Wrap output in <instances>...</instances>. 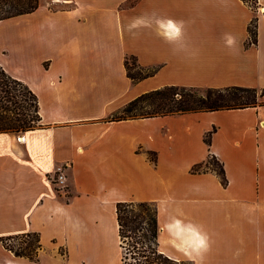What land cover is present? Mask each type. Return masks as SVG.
I'll return each mask as SVG.
<instances>
[{"label":"crops","instance_id":"obj_1","mask_svg":"<svg viewBox=\"0 0 264 264\" xmlns=\"http://www.w3.org/2000/svg\"><path fill=\"white\" fill-rule=\"evenodd\" d=\"M255 4L39 0L0 20V66L35 93L40 116L34 129L0 132V238L36 233L40 243L32 260L0 241V264H120L119 201L155 205L169 257L264 264V0ZM253 20L256 42L245 45ZM127 56L152 74L133 82ZM166 85L252 87L262 103L107 120ZM150 123L157 144L136 129ZM138 152L142 170L128 162ZM211 155L225 185L213 170L191 172Z\"/></svg>","mask_w":264,"mask_h":264},{"label":"trees","instance_id":"obj_2","mask_svg":"<svg viewBox=\"0 0 264 264\" xmlns=\"http://www.w3.org/2000/svg\"><path fill=\"white\" fill-rule=\"evenodd\" d=\"M253 7L248 0H243ZM255 1V0H254ZM255 3V2H254ZM39 0H0V20L34 11ZM256 42V25L251 21L248 26V38L245 45ZM127 56L124 60L126 75L138 82L152 74L137 67L131 71ZM136 62V61H135ZM261 90L252 87L227 86L223 88H193L178 85H166L144 92L128 101L120 110L112 113L107 120L119 121L134 118L165 116L172 114L216 111L253 107L261 104ZM40 121L39 105L35 93L21 80L9 75L0 66V132H23L34 129ZM214 129L208 131L203 140L210 144ZM149 159L155 161V153L149 152ZM213 170L222 185L226 177L221 163L214 156L191 167V172ZM118 225L119 248L122 264H193L188 259H175L161 252L158 248V223L156 207L149 201H119L115 205ZM34 235L37 247L39 237ZM9 238H0L2 244L16 255L36 260L38 252L17 253L8 247Z\"/></svg>","mask_w":264,"mask_h":264},{"label":"rangeland","instance_id":"obj_3","mask_svg":"<svg viewBox=\"0 0 264 264\" xmlns=\"http://www.w3.org/2000/svg\"><path fill=\"white\" fill-rule=\"evenodd\" d=\"M49 2H51L52 0H47ZM253 7L255 8L256 4L254 3V0H248ZM131 71L135 72L137 70V63L135 62V60L129 59L128 60ZM155 127L156 124L155 123H150V124H141L137 126V130L140 131V133H142V137L143 140L146 142H150L151 144H157L158 140L156 139V136H153V132L155 131ZM145 149H138V151H144ZM133 155L136 157L135 160H132ZM133 155H131L129 153L128 155V162L129 164H136L135 167L139 170H142L145 168V163H144V159L142 158V154L141 152L138 153H134ZM132 180L128 179V185L133 187L134 185H132ZM36 237L34 235H21V236H17V237H13L10 238L6 241V244L8 245V247L12 248L14 251H16L17 253H26L31 251L32 253H35V251L38 252L39 248L36 246L37 245V241H36ZM64 252V251H61ZM118 259L120 260V264H122L121 262V249H118V254H117ZM117 259V260H118Z\"/></svg>","mask_w":264,"mask_h":264},{"label":"built area","instance_id":"obj_4","mask_svg":"<svg viewBox=\"0 0 264 264\" xmlns=\"http://www.w3.org/2000/svg\"><path fill=\"white\" fill-rule=\"evenodd\" d=\"M64 180H65V177H64V174H63V172H62V170H60L59 172H58V174L55 176V178H54V182L56 183V184H63L64 183Z\"/></svg>","mask_w":264,"mask_h":264}]
</instances>
